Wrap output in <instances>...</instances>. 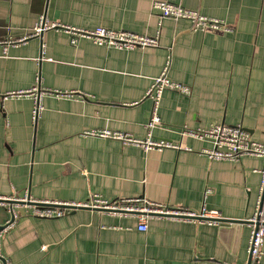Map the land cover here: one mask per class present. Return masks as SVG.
Returning a JSON list of instances; mask_svg holds the SVG:
<instances>
[{
	"label": "crops",
	"instance_id": "crops-1",
	"mask_svg": "<svg viewBox=\"0 0 264 264\" xmlns=\"http://www.w3.org/2000/svg\"><path fill=\"white\" fill-rule=\"evenodd\" d=\"M154 0H0V93L34 86L69 92L42 96L34 122L30 97L0 106V195L38 200L114 201L145 196L188 210H216L248 220L256 211L264 159H209L211 142L182 131L242 125L264 141V0H166L224 22L194 30L163 18ZM77 26L159 34L160 47L118 49L90 39L71 42L55 29L27 42L39 16ZM171 56L170 77L191 94L166 89L154 138L183 149H149L86 135L123 131L144 138L153 103L146 92ZM1 250L8 264H247L251 227L222 229L201 220L136 216L89 208L38 218L21 206ZM10 211L0 204V225ZM230 227V226H228ZM1 264V263H0ZM264 264V254L259 260Z\"/></svg>",
	"mask_w": 264,
	"mask_h": 264
},
{
	"label": "built area",
	"instance_id": "built-area-1",
	"mask_svg": "<svg viewBox=\"0 0 264 264\" xmlns=\"http://www.w3.org/2000/svg\"><path fill=\"white\" fill-rule=\"evenodd\" d=\"M152 7L163 18L189 20L194 30H206L208 28L229 29L221 20L205 16L181 4L166 0H154ZM50 29L67 33L73 44L77 43L80 39L86 38L92 40L95 44L118 49L160 47L159 34L148 35L127 29H113L105 26L80 28L52 21L45 14L39 16L34 28L30 32L18 39H8L3 44L6 46L14 43L21 44L27 42L31 37L41 36L46 30ZM170 69L171 56L168 57L161 74L154 78L146 92V97L152 100L153 108L151 118L148 122L149 132L144 138L135 137L123 131H112L108 129L87 130L85 134L115 139L125 145L139 146L145 150L183 149L184 146L181 141L157 139L154 138L152 133L154 126L160 123L159 109L164 91L170 89L184 95L191 94V87L189 85L178 82L170 77ZM37 82L38 84L36 83L30 88L0 93V106H3L5 101L10 98L30 97L35 102V108L32 112V118L35 122L43 110L41 99L44 94L54 93L61 96L71 94L59 90L42 89L39 86V75ZM182 136H191L210 141L211 147L206 148L203 153L212 160L236 162L243 156H257L264 159V141L254 140L250 132L242 125L213 124L207 128H198L197 130L185 129L182 131ZM261 176L262 180L256 211L248 219V224L251 227L248 244V260L250 264H259V260L264 254V168L261 170ZM0 204L10 211V218L4 224L0 225L1 264H8V259L1 250L3 236L15 227L20 216L19 209L21 206L31 208V214L38 218H57L80 208L100 209L112 214L136 216L139 222L138 230L140 231H146L148 229V220L152 216L170 217L186 221L201 220L209 224H220L218 218H221L216 210L203 208L197 212L188 210L182 206L152 202L145 196L122 198L114 201L93 198L86 202H60L55 200H38L26 193L22 197L0 195Z\"/></svg>",
	"mask_w": 264,
	"mask_h": 264
},
{
	"label": "water",
	"instance_id": "water-1",
	"mask_svg": "<svg viewBox=\"0 0 264 264\" xmlns=\"http://www.w3.org/2000/svg\"><path fill=\"white\" fill-rule=\"evenodd\" d=\"M53 0H51L52 3ZM100 210V209H99ZM218 221H220L221 225H222V229H232V228H240L241 225L245 224V223H249L248 220H231V219H226V218H218ZM230 226V227H228ZM247 264H250L249 260L247 262Z\"/></svg>",
	"mask_w": 264,
	"mask_h": 264
}]
</instances>
